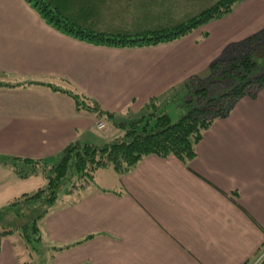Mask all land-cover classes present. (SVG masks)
<instances>
[{
    "label": "crops",
    "instance_id": "obj_1",
    "mask_svg": "<svg viewBox=\"0 0 264 264\" xmlns=\"http://www.w3.org/2000/svg\"><path fill=\"white\" fill-rule=\"evenodd\" d=\"M263 27L264 0H239L181 39L115 48L61 33L26 0H0V81L74 88L124 117L183 92L228 44ZM114 130L64 92L0 87V155L51 163L67 144L101 145ZM36 169L21 177L0 162V207L46 185ZM99 170L40 220L46 264H254L264 247V88L216 119L187 164L150 154L123 175ZM17 254L4 239L0 264H20Z\"/></svg>",
    "mask_w": 264,
    "mask_h": 264
},
{
    "label": "trees",
    "instance_id": "obj_2",
    "mask_svg": "<svg viewBox=\"0 0 264 264\" xmlns=\"http://www.w3.org/2000/svg\"><path fill=\"white\" fill-rule=\"evenodd\" d=\"M26 1L49 25L67 36L93 45L132 48L181 39L209 21L229 14L239 0ZM221 54L210 61L204 77L193 75L185 81L186 92L179 103L181 113L176 121L165 109L150 111L149 108H158L155 97L144 104L148 114L115 120L112 112L74 88L39 81H0V87L45 85L64 92L77 110L95 112L120 130L118 136L101 145L73 141L51 163L0 155V162L11 164L21 177L43 163L40 170L46 178L45 186L0 207V247L4 239L11 238L20 264H38L31 259L40 253V220L61 195L83 190L92 183L98 169L108 167L123 175L150 154L162 158L173 155L184 164L190 162L196 156V145L203 132L216 119L226 117L240 98L255 97L264 88V27L231 42ZM256 260L254 264L264 262V247Z\"/></svg>",
    "mask_w": 264,
    "mask_h": 264
},
{
    "label": "rangeland",
    "instance_id": "obj_3",
    "mask_svg": "<svg viewBox=\"0 0 264 264\" xmlns=\"http://www.w3.org/2000/svg\"><path fill=\"white\" fill-rule=\"evenodd\" d=\"M221 55H225V52L223 54H221ZM207 73H208V71H207ZM200 77H204V76L200 75ZM185 92H186V89H184V91L179 93V94L178 93L174 94V95L173 94H169L167 100L166 99L160 100V104L158 105V108L157 107L154 108V109L149 108L150 111H152L154 113H157V112L165 109V111L171 117V120L172 121H176L178 119L179 114L181 113V107L179 106V103L182 101V98L184 97ZM149 109H147L145 106H143L142 108H140L136 112L130 113L129 115H126L124 117L115 116L114 119L115 120L134 119V118H137V117H139L141 115L148 114ZM105 120H106V124H107L108 128H113V129L117 130V131L114 130L115 131V135L116 134H120L119 133L120 130H118L117 128H114L115 126L112 125V121L111 120H108L107 118H105ZM111 140H112V138H111ZM37 165L39 166V168H41L42 166H45L43 163H38ZM26 169L28 170L29 168H26ZM99 171H101V169ZM18 244H19V246H21V242H19ZM38 249L40 250L39 255L32 256L31 261H36L38 264H46V261L48 260L46 255H45L46 252L41 247V245L39 246ZM39 259H43V261L40 262Z\"/></svg>",
    "mask_w": 264,
    "mask_h": 264
},
{
    "label": "built area",
    "instance_id": "obj_4",
    "mask_svg": "<svg viewBox=\"0 0 264 264\" xmlns=\"http://www.w3.org/2000/svg\"><path fill=\"white\" fill-rule=\"evenodd\" d=\"M97 127L102 129V128H104V124L102 122H98L97 123Z\"/></svg>",
    "mask_w": 264,
    "mask_h": 264
}]
</instances>
